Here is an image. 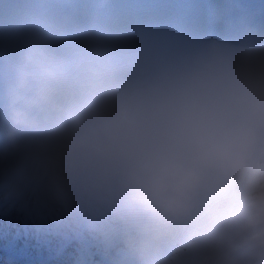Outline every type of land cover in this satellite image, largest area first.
I'll use <instances>...</instances> for the list:
<instances>
[{
  "label": "clouds",
  "instance_id": "clouds-1",
  "mask_svg": "<svg viewBox=\"0 0 264 264\" xmlns=\"http://www.w3.org/2000/svg\"><path fill=\"white\" fill-rule=\"evenodd\" d=\"M0 264H264V0H0Z\"/></svg>",
  "mask_w": 264,
  "mask_h": 264
}]
</instances>
